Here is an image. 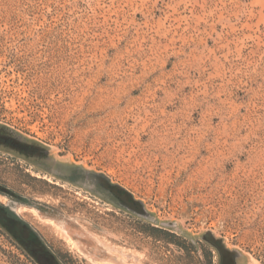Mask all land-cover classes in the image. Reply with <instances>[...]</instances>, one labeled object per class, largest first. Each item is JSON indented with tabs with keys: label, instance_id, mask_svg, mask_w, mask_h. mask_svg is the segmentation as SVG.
I'll use <instances>...</instances> for the list:
<instances>
[{
	"label": "rangeland",
	"instance_id": "obj_1",
	"mask_svg": "<svg viewBox=\"0 0 264 264\" xmlns=\"http://www.w3.org/2000/svg\"><path fill=\"white\" fill-rule=\"evenodd\" d=\"M264 264V0H0V264Z\"/></svg>",
	"mask_w": 264,
	"mask_h": 264
},
{
	"label": "flooded vegetation",
	"instance_id": "obj_2",
	"mask_svg": "<svg viewBox=\"0 0 264 264\" xmlns=\"http://www.w3.org/2000/svg\"><path fill=\"white\" fill-rule=\"evenodd\" d=\"M222 264H235V262L230 254L225 253Z\"/></svg>",
	"mask_w": 264,
	"mask_h": 264
}]
</instances>
